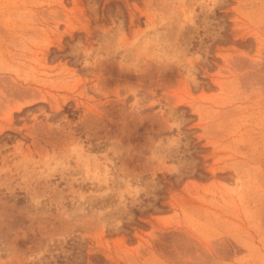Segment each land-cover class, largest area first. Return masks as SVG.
I'll return each mask as SVG.
<instances>
[{
    "label": "rangeland",
    "instance_id": "rangeland-1",
    "mask_svg": "<svg viewBox=\"0 0 264 264\" xmlns=\"http://www.w3.org/2000/svg\"><path fill=\"white\" fill-rule=\"evenodd\" d=\"M0 264H264V0H0Z\"/></svg>",
    "mask_w": 264,
    "mask_h": 264
}]
</instances>
